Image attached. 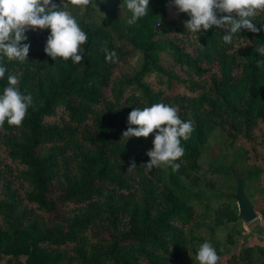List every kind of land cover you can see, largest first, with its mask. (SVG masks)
Here are the masks:
<instances>
[{
	"label": "trees",
	"instance_id": "1",
	"mask_svg": "<svg viewBox=\"0 0 264 264\" xmlns=\"http://www.w3.org/2000/svg\"><path fill=\"white\" fill-rule=\"evenodd\" d=\"M53 3L59 7L61 0ZM167 3L150 0L149 14L131 26V13L119 7L123 0L70 5L88 36L81 64L45 54L50 29L26 33L25 63L4 61L0 95L8 75H16L33 103L21 127L5 122L0 129V263L197 264L207 241L218 264H264V244L229 254L227 248L243 230L234 175L244 178L245 193L264 218V67H257L264 57L254 50L264 44V30L242 29L224 44L215 27L191 34L186 14L169 22ZM253 23L262 28L264 12ZM104 47L119 62L139 55L140 68L114 81L119 62H106ZM163 55L181 73L164 66ZM156 103L194 122L175 172L141 167L155 132L121 140L133 108ZM213 131L219 155L203 163ZM132 161L137 168L128 173ZM240 161L245 167L238 174Z\"/></svg>",
	"mask_w": 264,
	"mask_h": 264
},
{
	"label": "clouds",
	"instance_id": "2",
	"mask_svg": "<svg viewBox=\"0 0 264 264\" xmlns=\"http://www.w3.org/2000/svg\"><path fill=\"white\" fill-rule=\"evenodd\" d=\"M92 0H61L58 7L53 0H0V79L7 72L4 61H27L30 44L26 41L28 31L50 29V35L44 47L45 54L52 60H71L73 64H81L84 57V45L88 36L78 24L76 18L67 9L69 6H87ZM150 0H123L120 9L126 7L131 13L127 19L129 26L149 14ZM97 7V5H94ZM168 7L174 8L176 14H186L189 19L184 22L186 30L191 34L207 32L215 27L223 30L224 44H231L233 36L246 29L258 33L253 18L264 12V0H170ZM255 52L264 57V44L255 47ZM106 62L118 63L117 53L104 47ZM257 67H264V59L257 60ZM16 75H8L7 86L0 95V129L5 122L9 126L21 127L22 122L32 106L30 94L21 92ZM127 130L122 133L121 140L130 138H147L155 132L153 148L146 153L150 158L141 167L146 172L154 168H171L178 171L180 160L185 154L181 141H188L193 131L192 120H182L178 109L164 103H156L143 109L133 108L128 116ZM135 126V127H133ZM137 168L130 162L128 173ZM220 257L213 245L207 241L202 243L195 255L197 264H218Z\"/></svg>",
	"mask_w": 264,
	"mask_h": 264
},
{
	"label": "rangeland",
	"instance_id": "3",
	"mask_svg": "<svg viewBox=\"0 0 264 264\" xmlns=\"http://www.w3.org/2000/svg\"><path fill=\"white\" fill-rule=\"evenodd\" d=\"M170 3V0H168L167 3V20L172 23H178L179 22V15L176 14V10L174 8H169L168 5ZM167 31V30H166ZM165 31V32H166ZM172 30L168 31V35H172ZM162 63L164 66L170 69H174L176 72H180V68L178 66H174L170 59L166 56H162ZM141 66V59L139 55H136L132 58H130L126 62H119L113 72L112 78L114 81H118V79L124 75H132L134 71H137ZM151 82L155 81V78H150ZM107 93H110V89H107ZM217 131H213L211 135L208 137L206 144L204 145V155L201 157V161L203 163H206L210 160L212 157H217L219 155V148L217 144ZM2 155L4 156L5 153L2 152ZM227 159L230 160V156H227ZM10 163L7 158H5L4 163ZM13 166L14 170L21 169V166L19 164H9ZM244 162L240 161L236 164L237 173L240 174L243 171ZM1 175V172H0ZM13 184L15 187H19L20 183L18 179H14ZM2 189V180L0 181V191ZM238 208V207H237ZM257 211L258 217L253 220L252 222L246 223L241 220V227L242 231L235 234L233 236V241L231 244L227 245L228 248V254L231 252H238L242 245H260L264 244V218L262 217L261 213ZM227 258L226 254L221 256V260L225 261ZM23 259V257H21ZM0 264H5L4 261H2ZM239 264H244L243 262H240Z\"/></svg>",
	"mask_w": 264,
	"mask_h": 264
},
{
	"label": "water",
	"instance_id": "4",
	"mask_svg": "<svg viewBox=\"0 0 264 264\" xmlns=\"http://www.w3.org/2000/svg\"><path fill=\"white\" fill-rule=\"evenodd\" d=\"M236 180L235 193L233 198L236 200L238 207V217L243 222L249 223L258 217L257 211L253 202L246 195L244 190V178L234 175Z\"/></svg>",
	"mask_w": 264,
	"mask_h": 264
}]
</instances>
